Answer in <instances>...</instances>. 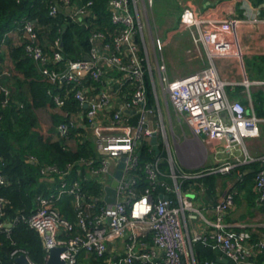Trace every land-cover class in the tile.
<instances>
[{"label":"built area","instance_id":"built-area-1","mask_svg":"<svg viewBox=\"0 0 264 264\" xmlns=\"http://www.w3.org/2000/svg\"><path fill=\"white\" fill-rule=\"evenodd\" d=\"M51 2L50 15L64 12L91 28L88 58L68 61L63 69L50 67V63L56 65L63 57L58 51H54L51 57L44 53L30 20H24L21 27L27 39L25 50L42 63L40 71L50 83L67 89L68 84L74 82L81 85L89 74L91 80L103 84L93 96L83 88L74 92L81 109L80 119L85 122H80V125L91 130L95 137L97 158L88 160L91 164L88 172L96 177L113 179L115 169L112 165H118L122 158L125 165L116 187V200L107 203L104 193L103 197L96 198L100 205L82 191L83 180L75 179L69 183L68 169L61 172L55 166H47L42 170L59 174L61 182L56 196H37L36 209L28 216L19 217L40 235L45 262L51 248L63 247L60 258L66 264H81V258L91 264V256L105 257L100 264H212L209 260H197L194 255L193 245L206 240H212L222 256L232 264H254L250 258L255 253L264 256V238L251 241L246 232L234 234L224 231L222 215L233 204L232 192H225L217 199L213 220L205 217L192 198L181 193L178 178H197L202 175V170L177 171L172 165L171 172L165 174L160 171L156 160L144 167L148 186L140 195L135 194L139 179L136 166L138 147L144 139L157 132L150 119L153 110L147 104L145 85L146 74L153 81L154 67L149 60L137 0H108L110 21L115 26L111 42L106 41L102 31L93 29L85 21L88 17H96L92 0ZM221 22L197 17L188 6H184L180 14V23L191 31L195 47H203L209 59L215 54L228 52L231 47L230 41L212 27ZM160 46L158 41V48ZM111 71L116 73L107 75ZM156 71L162 90L168 94L172 105L184 117L195 136L208 135L217 141L225 140L242 150V156L212 168V172L228 173L239 164L259 163L254 175L255 189L259 201L264 204V153L254 157L245 148L247 139L259 137L263 119L253 111L249 113L241 101L227 95L226 81L218 77L211 66L175 79L163 73L157 63ZM244 84L259 85L264 82L245 81ZM127 85L132 90L122 92L121 96L117 88ZM0 92L5 96V103L9 90L1 81ZM53 100L58 108L62 107L64 98L60 94H54ZM117 104L118 107L115 106ZM135 114L136 122L133 123L131 117ZM70 127H78L74 118L58 124L62 136L68 134ZM161 176L171 179L174 184L165 182ZM4 183L5 178L0 175V184ZM158 185L164 187L167 197L154 195ZM173 192L177 193L176 198L168 196ZM64 193L72 196V221L64 218L54 206L55 200ZM5 203L6 200L0 197V231L10 229L7 224L11 222L1 219ZM187 213L201 217L209 229L189 235L185 220Z\"/></svg>","mask_w":264,"mask_h":264},{"label":"trees","instance_id":"trees-1","mask_svg":"<svg viewBox=\"0 0 264 264\" xmlns=\"http://www.w3.org/2000/svg\"><path fill=\"white\" fill-rule=\"evenodd\" d=\"M52 2L0 0V81L11 91L5 103V96L0 92V175L5 178V183L0 184V197L6 200L1 219L12 223L10 229L0 231V264H19L16 257L20 254L27 255L33 264H45V250L40 235L19 217L28 216L36 209L37 196H56L61 178L56 172L42 171L45 167L55 166L61 172L68 169L69 183L75 179L83 180L82 191L92 196L96 203L101 204L96 199L100 196V188L96 183L84 180V168L78 165L82 159L87 162L95 155L93 142L90 138L82 142L84 138L82 134H86V131L80 126L70 127L66 136L59 134L56 127L68 119L67 116L61 117L52 109L55 106L54 94H60L64 98L61 108L70 106L77 109L80 106L74 92L78 88L82 89L86 83L85 88L93 87L99 90L103 84L91 80L89 74L85 76L81 85L74 82L68 84L67 89L50 83L40 71L42 63L29 56L25 50L27 39L23 36L21 27L24 20H30L37 32V42L42 46L44 53L51 57L54 51H58L63 57L56 65L50 63V67L63 69L68 61L83 60L89 54L91 28L64 12L50 15L49 5ZM92 10L96 17H88L85 19L86 23L93 29L102 31L106 35V41L111 42L115 26L110 21L108 0H92ZM15 29L20 35L18 42L10 44L3 52L2 46L9 44L6 39L8 33ZM115 73L111 71L107 75ZM145 85L147 104L150 106L152 86L148 74L145 75ZM123 88L126 91L132 90L128 85ZM45 109L49 111L52 122L48 129L44 128L38 115L39 111ZM136 117V114L132 115L133 123L136 122ZM53 133H56L58 138H52ZM69 139L76 142V147L69 145ZM156 160L150 146L143 142L139 148L136 165L139 174L135 185L136 195H140L148 186L144 173L145 165ZM158 166L160 171L168 172L166 161L159 162ZM160 178L171 184V179L166 176ZM191 182L183 180L180 183L181 189H187ZM209 186L213 189L212 179ZM159 190H164V187L158 185L154 194ZM71 201L72 196L64 193L54 203L61 215L70 221L74 219ZM193 250L197 260L218 263L217 258L222 256V252L215 249L212 240L196 242ZM92 257L91 264H100L105 260V257ZM263 260L264 257L258 255L255 264H261ZM80 261L81 264H87L82 258Z\"/></svg>","mask_w":264,"mask_h":264},{"label":"crops","instance_id":"crops-1","mask_svg":"<svg viewBox=\"0 0 264 264\" xmlns=\"http://www.w3.org/2000/svg\"><path fill=\"white\" fill-rule=\"evenodd\" d=\"M178 1L174 0V2L169 3H175L178 8H174V10L166 8L167 10H165L164 4L169 5L165 1L156 6L154 0H137L138 15L143 26L149 60L155 69H153V81H150L152 86L150 107L153 110L150 119L157 130L159 151L156 152L152 148L151 137L144 139L143 142L150 146L158 165L159 162H167L168 172L162 171L165 174L171 172L172 165L177 171H203L202 175L197 178H178L177 185L181 193L187 194L193 199L195 205L201 209L207 219L213 220L215 218L214 204L217 199L225 192H232L234 195L233 204L222 215L223 229L225 232L234 234L246 232L251 241H256L264 238V204L259 201L254 179L255 170L259 163L253 161L239 164L228 173L212 172V168L220 166L224 162L233 161L237 156H242V150L239 147H233L225 140L217 141L208 135L195 136L193 134L184 117L172 105L168 94L162 90L160 78L156 71V63L170 79L181 78L211 66L214 73L226 81L225 91L227 95L230 98L238 99L249 113L253 111L257 117L263 119V122L260 123L259 137L247 139L245 145L246 150L252 156L257 157L263 154L264 84L246 86L244 82H264V0H180L179 6ZM184 6L190 7L197 17L222 21L212 25V27L230 41V50L226 53L215 54L209 59L203 47L196 48L191 31L180 23V14ZM153 28L155 29V36L151 34ZM19 37L18 30L10 31L6 37L9 44H4L1 50L6 51L10 44L18 42ZM158 41L161 42L160 48H158ZM155 73L157 77H155ZM86 85L84 83L82 88L93 96L96 89L93 87L87 89L85 88ZM123 87L117 88L121 91V96H123L122 92H126ZM115 106L118 107L119 104ZM171 108L175 113L178 129L174 126ZM52 110L61 117L74 118L77 125L84 128L80 125V122L85 123L80 119V108L75 109L70 106L58 108L55 105ZM41 111L48 115V121L43 123L44 128L48 129L52 125L50 113L46 109ZM56 129L59 132L58 127ZM85 131L86 134H82L84 137L82 142L87 138L91 139L95 155L89 160H94L97 158L95 137L88 128H85ZM51 137L58 138L56 133H53ZM68 141L74 140L69 139ZM74 147H76L75 141ZM93 164L95 165V163ZM78 165L84 168V177L96 183L100 188L98 198L103 197L105 187L109 185L112 179L90 175L88 171L91 164H88V161L82 159ZM112 168L116 170L117 164H113ZM201 178L204 179L199 182L198 179ZM209 178L213 180V189L209 186L211 181ZM183 180L192 181L184 190L180 187ZM172 184L174 183L171 180ZM169 194L170 197H177L176 192ZM154 195L158 197L166 194L164 190H159ZM185 220L189 235L195 232L201 233L206 228L209 229V226L199 216L194 217L187 213ZM215 249L220 251L219 248L215 247ZM258 255L260 254L255 253L250 258L254 264ZM222 257L219 256L217 261ZM212 264L224 263L218 261V263Z\"/></svg>","mask_w":264,"mask_h":264},{"label":"water","instance_id":"water-1","mask_svg":"<svg viewBox=\"0 0 264 264\" xmlns=\"http://www.w3.org/2000/svg\"><path fill=\"white\" fill-rule=\"evenodd\" d=\"M88 57L85 56V59H87ZM158 142H157V134L153 133L152 137H151V145L152 148L158 152ZM125 165L124 162V158H122L118 165L117 168L115 170L114 176L112 181L110 182V184L108 186L105 187V196H104V200L107 203H114V201L116 200V187L118 185V181L122 175L123 172V167ZM164 197H167V195H165ZM8 227H11L12 224L8 223L7 224ZM64 250L63 247H53L50 249L49 252V256L45 262V264H66L65 261L63 259L60 258V253ZM16 261L19 264H33L32 261L28 258L27 255L25 254H20L16 257ZM219 262L221 263H228V259L226 257H222L220 259H218ZM250 264V263H247Z\"/></svg>","mask_w":264,"mask_h":264},{"label":"rangeland","instance_id":"rangeland-1","mask_svg":"<svg viewBox=\"0 0 264 264\" xmlns=\"http://www.w3.org/2000/svg\"><path fill=\"white\" fill-rule=\"evenodd\" d=\"M163 1L167 2L168 4L171 3V2H174V0H154L156 6H159L160 3H162ZM180 3H181V1L179 0L178 1V6L180 5ZM163 8H165V10H167L166 8H170V9L174 10V8H178V7L175 5V3H173V4H169V5L164 4ZM151 34H152V36H155V29L154 28L151 29ZM147 35L149 37V33L148 32H147ZM149 51H150V49H149ZM150 53H151V51H150ZM155 77H157L156 73H155ZM171 109H172V117H173L174 126H175L176 129H178V124H177V122L175 120V113L173 111V108H171ZM38 115H39V119H40L41 123H45L46 121H48V115L44 111H39ZM68 143L70 144L71 147H74V141H70ZM171 149L173 151V146L171 147Z\"/></svg>","mask_w":264,"mask_h":264}]
</instances>
